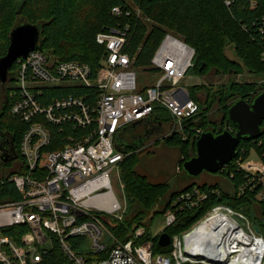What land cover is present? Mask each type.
Masks as SVG:
<instances>
[{"label": "built area", "instance_id": "obj_1", "mask_svg": "<svg viewBox=\"0 0 264 264\" xmlns=\"http://www.w3.org/2000/svg\"><path fill=\"white\" fill-rule=\"evenodd\" d=\"M223 2L231 7L235 0ZM257 3L258 0H248L253 8ZM127 4L130 8L114 6L110 11L118 21H126L95 37L96 44L107 52L98 69L78 61H58L42 49L16 61L13 75L17 86L11 95L14 100L11 113L27 127L19 145L21 171L9 178L20 199L0 203V230L27 226L28 231L18 242L0 231V264H38L51 250L54 239L68 264H264V240L257 234L243 232L248 248L258 246L261 252H251L253 256L249 253L245 259H241L247 252L240 245L243 242L219 248L222 254L198 249L199 238L188 237L203 226L207 217L191 230L173 236L170 254L162 256L153 254L151 241L139 243L145 234L143 227L126 242H118L108 229L105 220L120 221L125 212L111 184V173L125 157L116 147V139L138 121L159 132L151 114L161 108L171 120L161 125L162 130L167 127L168 131L158 134H162L158 140L174 133H180L184 140L189 136L185 132L186 121L198 112V104L190 98L188 89L178 87L191 66L194 50L170 33L163 37L150 65L152 70L162 72V77L155 86L137 91L135 59L125 49L130 42L128 20L132 15L140 17L141 11L129 0ZM259 20L264 30V9ZM261 60L264 62V49ZM55 88L70 94L60 98L48 96L47 92ZM252 96L250 92L246 99L237 97L233 102L242 99L251 104L255 99ZM54 129L63 134L65 144L60 149L48 150ZM193 129L197 130L196 141L203 130ZM225 131L232 132L231 128ZM257 146L263 147L252 149L259 167L248 171L242 167L247 158L235 156L224 169L234 166L242 173L251 191H256L252 193L254 200L264 206L263 138ZM238 191L239 196L243 195L245 187L240 185ZM199 192L198 187H193L177 197L163 215L165 229L175 223L178 213L197 207L211 194L206 192L201 197ZM225 209L232 212L228 207ZM99 215L106 218L103 220ZM77 237L90 241L91 246L84 248V242L75 250L68 239Z\"/></svg>", "mask_w": 264, "mask_h": 264}, {"label": "trees", "instance_id": "obj_2", "mask_svg": "<svg viewBox=\"0 0 264 264\" xmlns=\"http://www.w3.org/2000/svg\"><path fill=\"white\" fill-rule=\"evenodd\" d=\"M129 1L141 11L140 17L132 15L128 20L130 42L125 52L134 57L135 68L152 70L151 60L165 34L170 33L194 50V58L187 71H193L201 77H228V80L221 84L213 85L209 82L188 89L190 98L198 104L197 114L186 121L185 132L189 134L188 138L183 140L180 133L163 138L168 147L180 151L182 165L196 153L197 130L193 128L215 134L231 128V133L234 134L235 126L228 118V109L234 103V99L237 97L246 99L250 92L253 94L252 97H256L263 89L264 83L242 82L235 77L238 74L252 76L264 73V62L261 60L264 30L259 20L264 9V0H258L254 8L248 4V0H235L231 7H227L223 0ZM114 6L130 8L126 0H0V58L6 54L11 30L19 22H26L40 27L39 49L48 52L58 61H78L96 70L107 56L106 49L96 44V35L115 29L117 23L126 21H118L111 15L110 11ZM16 68L17 62L12 64L9 71L10 82L13 79L15 81L13 74ZM14 92L15 88H8L6 85L5 96L0 106V141L1 136H4L8 143L12 140L17 158L7 163L0 159V166L5 170L15 161L18 160V163L8 173L0 175V203L20 199V194L9 178L21 171L19 145L27 125L11 113L14 102L11 95ZM47 93H50L48 94L50 97L60 98L70 94V91L55 88ZM213 114L218 116L216 120L211 119ZM151 119L160 127L158 135L162 132L161 125L168 124L171 117L164 109L156 108L151 114ZM194 119L196 121H193ZM129 130L124 131L118 138V144L116 142L117 148L125 154L120 164V180L127 201L125 212L120 221L109 219V222L105 220V223L118 242L131 240L134 232L143 227L145 234L139 239V243L151 241L154 255H169L172 250L171 244L164 248L160 247L158 236L152 235L150 228L153 219L156 215H164L172 207L176 197L199 185L188 183L181 189L171 191L169 185L152 183L145 174H139L136 171L134 149L129 147L132 144V139L127 137ZM52 135L54 139L48 150L63 147L65 144L63 134L54 129ZM138 136H144V133ZM262 138L264 141V122L260 137L256 140L247 138L240 140L236 148V159L238 157L246 159L252 149H263L257 146V142ZM234 168L229 166L218 173L227 177L234 189L243 185L244 194L238 198H231L218 189L219 194H216V185L199 186L201 190L211 194L197 207L176 215L175 223L164 230L170 239L188 231L209 211L223 203L234 209L251 210L254 199L252 193L255 194L256 191H251L249 185L245 183L244 175ZM261 210L264 221V206ZM258 230L264 237V223H259ZM0 231L18 242L28 228L14 226ZM68 241L75 250L79 249L77 245L85 242L79 237L69 238ZM60 247L54 239L51 250L38 264H68Z\"/></svg>", "mask_w": 264, "mask_h": 264}, {"label": "rangeland", "instance_id": "obj_3", "mask_svg": "<svg viewBox=\"0 0 264 264\" xmlns=\"http://www.w3.org/2000/svg\"><path fill=\"white\" fill-rule=\"evenodd\" d=\"M128 1V0H126ZM22 22H19V24ZM173 35V34H172ZM174 36V35H173ZM178 38V37H177ZM179 39V38H178ZM133 70L136 73V83H137V91L148 88L150 86H155L156 82L162 77V72L154 71V70H144L141 68H135L133 67ZM188 73L182 79L178 87H185L187 89H191L194 86L200 85V84H207V83H213V85L221 84L223 82H226L228 80V77L225 78H219V77H201L196 74H194L193 71H187ZM236 80L242 81V82H262L264 81V73L254 74L252 76L247 74H238L235 77ZM9 88H15L17 86V83L14 81V79L7 84ZM3 100V97L0 95V105ZM218 116L216 117L215 114L211 116V119L216 120ZM168 131V128L165 127L164 130H162V134L166 133ZM161 135H152L149 139L142 136L140 137V144L137 149H135L133 152L135 153L136 157V171L144 175L149 179L152 183H161V184H167L170 187L171 191L181 189L182 187L186 186L188 183H196L197 185H207V186H217L215 187V190H221V193H224L226 196L231 198H238L239 191L238 189H234L232 186L231 181L225 177L221 173H209L207 171H204L199 177L197 178H190L187 176L186 172L184 171L181 162V153L178 149L170 148L166 145L165 140L160 139ZM132 144L135 146L137 144V140L133 141ZM137 147V146H136ZM18 163L15 161L12 165L9 166V168H2L0 166V175H3L5 173H8L13 169V166ZM243 168H245L248 171H252L255 168L259 167L257 155L255 151H250L247 159L243 163ZM120 171L121 166L119 165L112 173H111V184L113 192L118 199V202H120L121 206L125 209L126 208V202L125 201V195H124V189L123 184L120 180ZM198 186L199 193L202 197L206 193V191L201 190ZM213 189H210V191ZM216 192V194H219V192ZM213 193V192H212ZM177 197L175 198V200ZM174 200V202H175ZM173 202V203H174ZM225 207H228L231 209V213H227V210ZM262 207L263 205L258 204L254 199L251 203V210L250 211H244L243 208L241 209H234L228 205H225V203L221 204L220 206H217L209 211L205 217L209 218L211 217V214L213 215L216 211L222 212L223 214H227L229 216L230 220H232L235 223V226L237 227L238 231L244 230L248 232L249 234H257L259 237L264 240V237L262 233L258 230L259 223H264L262 218ZM215 211V212H214ZM211 213V214H210ZM210 214V215H209ZM101 219H105L106 216L99 215ZM206 218V219H207ZM228 219V218H227ZM228 219V220H229ZM200 222V221H198ZM197 222V223H198ZM196 223V224H197ZM195 225V224H194ZM194 225L189 229L191 230ZM243 228V229H239ZM151 232L153 236H158V234L165 229V220L163 215H156L153 219V222L151 224ZM84 248H89L91 246L90 241H86L84 243Z\"/></svg>", "mask_w": 264, "mask_h": 264}, {"label": "water", "instance_id": "obj_4", "mask_svg": "<svg viewBox=\"0 0 264 264\" xmlns=\"http://www.w3.org/2000/svg\"><path fill=\"white\" fill-rule=\"evenodd\" d=\"M39 38L40 27L35 24L22 22L11 30L6 54L0 58L1 85L5 86L10 81L9 71L12 64L20 58L25 59L31 51L39 49ZM228 118L235 126L234 134L229 131H223L219 134L205 131L195 141V155L182 163L188 177L197 178L204 171L209 173L222 172L225 165L235 158L236 148L240 140L244 138L256 140L261 135L262 123L264 122V92L257 95L251 104L242 99L234 102L228 109ZM140 122L133 123L127 129H133ZM140 137L142 136L133 137V141L137 140L138 142L135 146L130 144L129 147L134 150L137 149L141 145ZM144 137L150 138L149 134ZM116 142L118 144V138ZM11 144L12 140L8 143L4 140V136H1L0 159L4 163L14 161L17 158L14 151L10 153L6 149ZM118 150L121 151L119 148ZM158 242V245L164 248L169 245L170 236L167 233H162L158 237Z\"/></svg>", "mask_w": 264, "mask_h": 264}, {"label": "bare ground", "instance_id": "obj_5", "mask_svg": "<svg viewBox=\"0 0 264 264\" xmlns=\"http://www.w3.org/2000/svg\"><path fill=\"white\" fill-rule=\"evenodd\" d=\"M217 211H219V209L216 210V212L204 222L202 227L196 229L190 235V237H188L191 240L199 238V242L196 245L198 249H204V251H210L211 253L222 254V250L226 245L235 242H243V244L240 245H244L242 247H245V250L247 252H245L246 254H243V257L241 256V259L247 258V255L249 253L251 254V256H253V253L251 252L257 254L261 253L258 246L253 245L254 248L253 246L251 249L248 248V244L246 241L247 238H245V234H247L246 231H238L235 223L230 220L228 216H225V214H223L222 212ZM243 232L245 234H243ZM219 248H221L222 250H220Z\"/></svg>", "mask_w": 264, "mask_h": 264}, {"label": "flooded vegetation", "instance_id": "obj_6", "mask_svg": "<svg viewBox=\"0 0 264 264\" xmlns=\"http://www.w3.org/2000/svg\"><path fill=\"white\" fill-rule=\"evenodd\" d=\"M10 82V81H9ZM9 88V87H8ZM5 92H6V85L5 86H3V85H1L0 84V95L2 96V97H4L5 96ZM3 101V100H2ZM1 104H2V102H1ZM1 106V105H0ZM130 131V133L128 132V138H130V140H131V138H133V137H136V136H138V135H141V134H143L144 133V136L145 135H148L149 134V137H151L152 135H155V134H157V132H158V130L157 129H152V130H150V129H148V126H147V123L146 122H142V123H139V124H137L133 129H130L129 130ZM131 136H130V135ZM130 136V137H129ZM13 146H12V144L11 145H9L6 149L8 150V152H10V153H13V148H12Z\"/></svg>", "mask_w": 264, "mask_h": 264}]
</instances>
